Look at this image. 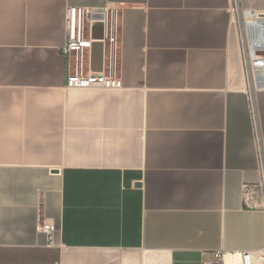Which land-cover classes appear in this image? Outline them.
<instances>
[{
  "label": "crops",
  "instance_id": "obj_1",
  "mask_svg": "<svg viewBox=\"0 0 264 264\" xmlns=\"http://www.w3.org/2000/svg\"><path fill=\"white\" fill-rule=\"evenodd\" d=\"M69 6L109 9L121 88L67 87ZM235 6L264 16V0H0V264L264 249V91L250 102Z\"/></svg>",
  "mask_w": 264,
  "mask_h": 264
},
{
  "label": "built area",
  "instance_id": "obj_2",
  "mask_svg": "<svg viewBox=\"0 0 264 264\" xmlns=\"http://www.w3.org/2000/svg\"><path fill=\"white\" fill-rule=\"evenodd\" d=\"M236 14L241 19L242 40L240 43L242 67L248 84L250 102L252 94L264 91V16H256L251 12H240L234 7ZM109 9H90L69 6L66 13V43L61 48L65 56L76 53L77 70L74 76H69L67 87L74 89L101 88L118 89L123 86L121 80L112 74L107 75L103 67L102 71H94L92 62L88 69L84 68L83 53L92 48L95 42L105 43L107 39V27L109 21ZM100 22L104 25L103 39H95L93 36L94 24ZM111 43L115 37H110ZM84 70L86 71L84 73ZM252 108V106H251ZM253 113V110H252ZM40 230L49 237V246L55 247L56 227L51 223H44ZM242 264H264V249L246 251L241 253ZM223 264L222 255H219V262Z\"/></svg>",
  "mask_w": 264,
  "mask_h": 264
},
{
  "label": "water",
  "instance_id": "obj_3",
  "mask_svg": "<svg viewBox=\"0 0 264 264\" xmlns=\"http://www.w3.org/2000/svg\"><path fill=\"white\" fill-rule=\"evenodd\" d=\"M104 25L100 22L94 24L93 36L95 39H103ZM92 69L94 71L103 70V43L95 42L92 48Z\"/></svg>",
  "mask_w": 264,
  "mask_h": 264
},
{
  "label": "rangeland",
  "instance_id": "obj_4",
  "mask_svg": "<svg viewBox=\"0 0 264 264\" xmlns=\"http://www.w3.org/2000/svg\"><path fill=\"white\" fill-rule=\"evenodd\" d=\"M241 26V24L239 23V27ZM242 28H240V30H241ZM239 30V33H240V40H242V32ZM88 55H89V50H86V60H85V66H84V68H85V70H87L88 69ZM222 260H223V258H222Z\"/></svg>",
  "mask_w": 264,
  "mask_h": 264
},
{
  "label": "bare ground",
  "instance_id": "obj_5",
  "mask_svg": "<svg viewBox=\"0 0 264 264\" xmlns=\"http://www.w3.org/2000/svg\"><path fill=\"white\" fill-rule=\"evenodd\" d=\"M253 95V94H252Z\"/></svg>",
  "mask_w": 264,
  "mask_h": 264
}]
</instances>
